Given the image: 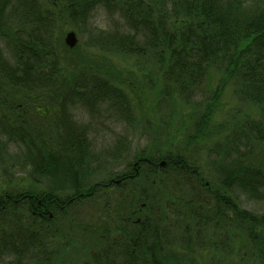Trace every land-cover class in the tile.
<instances>
[{"label": "trees", "instance_id": "trees-1", "mask_svg": "<svg viewBox=\"0 0 264 264\" xmlns=\"http://www.w3.org/2000/svg\"><path fill=\"white\" fill-rule=\"evenodd\" d=\"M98 7L121 20L115 31L97 33L98 46L151 60L160 72L161 92L189 104L212 72L219 75L192 122L191 140L210 137L209 123L226 86L248 105L245 119L218 143L213 180L192 159L169 151H142L135 156L137 173L115 174L119 184L89 180L84 164L90 142L67 116L68 123L61 118V124L59 115L67 105L92 109L105 102L129 114V102L117 83L84 64H65L60 55L76 50L63 44V24L86 28ZM50 113L59 123L53 128L54 140L48 141L54 144L51 150L42 128L27 123H41ZM0 130L25 147L32 171L54 185L0 188V264H57L61 252L49 229L56 215L102 189L124 185L131 196L116 202V238L101 230L97 239L102 246L80 264H229L218 256L210 262L202 257L205 246L215 243L213 233L220 231L223 239L241 242L240 264L249 257L253 264H264V213L246 210L236 195L264 199V0H0ZM168 170L189 186L183 201L186 237L169 234L166 223L164 208L172 205L159 187ZM56 177L73 190L56 186ZM208 227L212 234L206 240ZM178 244L187 245L186 252ZM196 244L202 253L192 250ZM223 245L220 241L214 250Z\"/></svg>", "mask_w": 264, "mask_h": 264}, {"label": "rangeland", "instance_id": "rangeland-1", "mask_svg": "<svg viewBox=\"0 0 264 264\" xmlns=\"http://www.w3.org/2000/svg\"><path fill=\"white\" fill-rule=\"evenodd\" d=\"M120 25L118 15H110L105 9L98 7L86 28L76 30L68 24L62 26L64 45L66 32L73 31L77 38L74 52H60L63 63L71 64L70 66L84 64L92 70L95 69L94 71L101 76L117 83L129 102V114L109 104L110 102H105L94 105L92 109L79 103L67 105L65 114L62 112V116L59 115L61 124V118L64 121L67 116L69 124L81 128L90 142L88 161L84 164L90 175L89 180L107 184L111 179H116L115 174H129L135 171V156L142 151L148 155L154 151H169L171 154L178 152L192 159L201 173L209 180H213L216 172L212 162L220 157L217 154L218 143H221L226 134L234 132L238 124L245 119L250 110L248 105L237 99L231 85L226 86L209 123V131H212L210 137L191 140L188 135L194 131L192 122L212 94L219 75L212 72L202 93L193 96L189 104L178 95H170V92L166 93L165 90L161 92L163 86L160 72L151 60L117 55L106 46H98L97 33L100 30L111 32ZM29 111L24 113L26 121L30 120ZM52 119L50 113L41 123L27 122L32 127L42 128L44 133L42 139L46 141L45 144L50 150L54 148V144L51 146L48 141L54 140L53 128L56 124L59 125ZM50 132L51 138L48 137ZM26 152L24 146L8 140L0 130V188L9 186L15 189L34 185L39 189H46L47 186H54L46 176L39 177L36 171H32V165L25 160ZM162 177L163 183L159 190L163 191L164 197L169 196L172 205L164 208L169 214V220L166 222L170 228L169 234L172 233L177 238L186 237L187 216H184L183 201L190 193L189 186L177 172L168 170ZM54 181L56 186L64 185L66 192L73 190L72 185L66 183L67 180L65 182L62 178L56 177ZM143 186L142 182L137 184L140 189ZM63 191H59L61 197L65 196ZM130 191L125 185L120 188L102 189L92 197L70 206L65 213L56 215L49 229L54 233L55 248L59 247L61 252L57 264H80L86 256H91L92 251H97L102 246L97 239L101 230H110L109 237L116 238L114 230L116 202L125 203L122 198L130 197ZM236 195L246 210L264 213V199H251L240 192ZM210 233L212 234L208 227L205 230L206 240ZM213 239L215 242L213 246L207 244L205 246L207 250L202 254L207 262L213 258L215 260L218 256L222 260L228 259L229 264H240L238 258L242 246L239 239L236 238L235 242L230 239L227 241L223 239L221 231L213 233ZM220 241L224 243L223 247L218 251L214 250V245ZM197 245L192 250L202 253ZM178 249L186 252L187 245L178 244ZM246 260L244 264H253L250 257Z\"/></svg>", "mask_w": 264, "mask_h": 264}, {"label": "water", "instance_id": "water-1", "mask_svg": "<svg viewBox=\"0 0 264 264\" xmlns=\"http://www.w3.org/2000/svg\"><path fill=\"white\" fill-rule=\"evenodd\" d=\"M77 42V38H76V35L73 31H68L66 32L65 36H64V43L66 44V46L68 48H73L75 46ZM164 165V162L161 161L160 162V166H163Z\"/></svg>", "mask_w": 264, "mask_h": 264}, {"label": "flooded vegetation", "instance_id": "flooded-vegetation-1", "mask_svg": "<svg viewBox=\"0 0 264 264\" xmlns=\"http://www.w3.org/2000/svg\"><path fill=\"white\" fill-rule=\"evenodd\" d=\"M135 165V163H134ZM135 173H137L136 169H135ZM132 175H129V177H131ZM120 178L117 179H111L110 182L111 183H115V184H119L121 181L119 180ZM121 179H123V176L121 177Z\"/></svg>", "mask_w": 264, "mask_h": 264}]
</instances>
